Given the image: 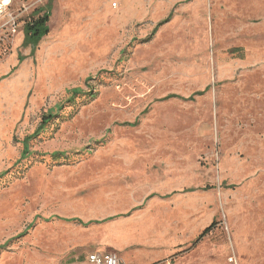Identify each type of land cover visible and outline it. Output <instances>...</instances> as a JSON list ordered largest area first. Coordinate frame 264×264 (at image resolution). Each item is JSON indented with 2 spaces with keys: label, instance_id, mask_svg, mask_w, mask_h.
<instances>
[{
  "label": "rangeland",
  "instance_id": "1",
  "mask_svg": "<svg viewBox=\"0 0 264 264\" xmlns=\"http://www.w3.org/2000/svg\"><path fill=\"white\" fill-rule=\"evenodd\" d=\"M16 1L56 36L0 50V264H264V0Z\"/></svg>",
  "mask_w": 264,
  "mask_h": 264
},
{
  "label": "crops",
  "instance_id": "2",
  "mask_svg": "<svg viewBox=\"0 0 264 264\" xmlns=\"http://www.w3.org/2000/svg\"><path fill=\"white\" fill-rule=\"evenodd\" d=\"M18 5L19 4L17 3L16 0H11V8L12 9H15L16 7H18ZM78 5H83L84 7L86 6L85 3L81 4V2H78ZM88 5H89V3H88ZM48 15H49V21H48V23H49L50 22V14H48ZM26 23H24L21 27H24V25ZM21 27L19 28L17 35L11 41L12 44H15V42H19L21 40V38H22V33L20 31ZM49 30H50V28H49ZM50 32H48L49 35L47 34L46 36H47V38L49 36V38L53 39L56 35L54 33L50 35ZM46 36H44L42 38H46ZM58 42L59 41H53L52 44L58 43ZM45 49H46V45H43V47H41L39 49V58L41 57L42 52L46 54ZM16 67H17V69H16L17 71L14 70ZM39 68H41V67L39 66ZM11 71H16L15 75L11 79L4 81L0 85V102L3 99V96L6 95L5 93L6 92L8 93L11 90L13 91V89L16 85L21 89L22 93H25V91L29 87V81H30L29 68L27 66H19L17 58L12 54L6 58H3V60H0V79L4 76L8 75ZM111 248L112 249L110 251L116 252L123 264H162L165 262L164 259L167 256L166 252L160 253V252H155L153 250H143V249L126 250L120 244L118 245L115 243L111 244ZM103 251H106V250H103ZM92 252H101V251L98 250V251H92ZM92 252H90V254ZM140 255H144V256H140ZM142 257H145V258H142ZM79 264H89L87 261V257H85L84 260L79 262Z\"/></svg>",
  "mask_w": 264,
  "mask_h": 264
},
{
  "label": "built area",
  "instance_id": "3",
  "mask_svg": "<svg viewBox=\"0 0 264 264\" xmlns=\"http://www.w3.org/2000/svg\"><path fill=\"white\" fill-rule=\"evenodd\" d=\"M27 11L28 8L23 5L12 9L11 0H0V50L11 43L24 23L30 21L26 19ZM87 261L89 264H123L114 251L92 252L87 256Z\"/></svg>",
  "mask_w": 264,
  "mask_h": 264
},
{
  "label": "trees",
  "instance_id": "4",
  "mask_svg": "<svg viewBox=\"0 0 264 264\" xmlns=\"http://www.w3.org/2000/svg\"><path fill=\"white\" fill-rule=\"evenodd\" d=\"M48 21H49V15L47 13H44L43 15L37 16V17L31 16L30 21H28L24 25V45L25 46L31 45L32 47H35L38 44V42L40 41V39L48 34V27H47ZM69 93H70V98L67 100V102H69V100H71L74 96L80 94L81 90L80 89H73V90L69 91ZM61 108H62V106L58 105L55 108V113L53 111H49L46 115H43L41 118L40 124L37 128V131L40 130L41 128H43L47 123H49L56 116V113ZM34 134L32 136H34ZM26 140L27 139H25V141ZM26 150H27V148H26V144H25L23 152H22L23 153L22 157L26 153ZM59 155H61V154L55 152L51 156L56 158ZM206 232H207V230H205L200 235V237L203 236Z\"/></svg>",
  "mask_w": 264,
  "mask_h": 264
},
{
  "label": "bare ground",
  "instance_id": "5",
  "mask_svg": "<svg viewBox=\"0 0 264 264\" xmlns=\"http://www.w3.org/2000/svg\"><path fill=\"white\" fill-rule=\"evenodd\" d=\"M13 100V99H12ZM12 100H11V102H12ZM10 103V102H9ZM9 103H7V104H9ZM8 108V107H7ZM15 108V107H14ZM17 108V107H16ZM9 112V111H8ZM8 115V114H7Z\"/></svg>",
  "mask_w": 264,
  "mask_h": 264
}]
</instances>
